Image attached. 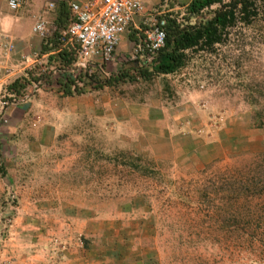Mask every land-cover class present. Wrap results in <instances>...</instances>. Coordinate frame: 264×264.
Wrapping results in <instances>:
<instances>
[{
    "label": "rangeland",
    "instance_id": "obj_1",
    "mask_svg": "<svg viewBox=\"0 0 264 264\" xmlns=\"http://www.w3.org/2000/svg\"><path fill=\"white\" fill-rule=\"evenodd\" d=\"M188 2L146 0L81 94L52 79L70 67L56 46L19 60L1 42L0 264H61L71 235L104 264H264L243 237L264 214V0L177 73L118 78L150 63L152 20H181ZM58 9L51 39L70 18Z\"/></svg>",
    "mask_w": 264,
    "mask_h": 264
},
{
    "label": "trees",
    "instance_id": "obj_2",
    "mask_svg": "<svg viewBox=\"0 0 264 264\" xmlns=\"http://www.w3.org/2000/svg\"><path fill=\"white\" fill-rule=\"evenodd\" d=\"M213 7L217 8L211 10ZM258 15L259 0H191L187 6L185 17L181 20L176 17L167 18L165 46L155 54L153 60L148 63L145 57L137 58L133 62V66L119 74L118 78L151 79L153 76L175 74L186 65L189 60V52L213 50L229 39L232 29L239 23L250 25ZM65 18L67 25L64 29L70 23L68 12ZM58 38L59 33L49 43L57 47ZM50 49L49 45L45 44L42 53H46ZM57 57L61 63L67 65H72L75 60L67 52H62ZM130 74L135 76H130ZM57 83L62 85L61 89L67 96L81 94L84 87V76L78 74L60 78L57 79ZM102 87L104 85L99 86V88ZM260 126H264V123ZM249 223L251 226L256 224L262 226V231L259 229L243 234L245 235L243 237H246L244 251L249 255L261 252L260 258H263L264 214L256 219L252 218Z\"/></svg>",
    "mask_w": 264,
    "mask_h": 264
},
{
    "label": "built area",
    "instance_id": "obj_3",
    "mask_svg": "<svg viewBox=\"0 0 264 264\" xmlns=\"http://www.w3.org/2000/svg\"><path fill=\"white\" fill-rule=\"evenodd\" d=\"M12 11H18L32 0H5ZM70 23L60 30L58 46L52 54L67 52L75 58L68 69L59 71L53 80L82 74L84 79L91 77L98 68L114 61L117 47L123 35L135 23L145 9V0H67ZM167 21L162 17L154 18L147 32L144 50L151 62L155 54L165 46ZM34 32L53 47L48 22L40 16ZM53 39V38H52ZM98 66V67H96ZM102 75V74H101ZM58 86H62L58 84Z\"/></svg>",
    "mask_w": 264,
    "mask_h": 264
},
{
    "label": "crops",
    "instance_id": "obj_4",
    "mask_svg": "<svg viewBox=\"0 0 264 264\" xmlns=\"http://www.w3.org/2000/svg\"><path fill=\"white\" fill-rule=\"evenodd\" d=\"M63 0H32L23 8L18 11H12L5 0H0V44L1 42H7L14 44L15 51L12 52V57L21 59L33 52L42 51V39L34 34L33 28L37 23V18L42 16L47 20L56 19L59 13V5ZM85 1V0H79ZM146 1V0H145ZM191 2L187 3L186 6ZM55 4L54 10L50 9L51 5ZM101 224L99 230H101ZM87 224L82 223L79 230H76L81 234L89 232ZM69 238L70 249L65 253V260L61 264H104L99 257L92 255L89 250H86L83 244L77 242L76 236ZM75 240V241H74ZM102 239H100L101 241ZM105 240V239H103ZM107 264V263H105ZM117 264V263H113ZM120 264H135L120 263Z\"/></svg>",
    "mask_w": 264,
    "mask_h": 264
}]
</instances>
